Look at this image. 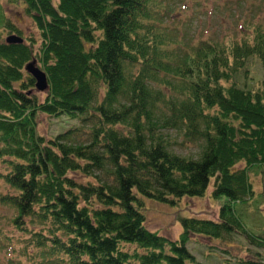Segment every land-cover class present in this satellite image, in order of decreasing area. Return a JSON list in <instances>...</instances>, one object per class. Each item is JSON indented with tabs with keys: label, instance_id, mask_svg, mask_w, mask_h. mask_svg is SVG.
<instances>
[{
	"label": "trees",
	"instance_id": "trees-1",
	"mask_svg": "<svg viewBox=\"0 0 264 264\" xmlns=\"http://www.w3.org/2000/svg\"><path fill=\"white\" fill-rule=\"evenodd\" d=\"M23 1L41 44L0 42V180L12 190L0 201L26 235L27 264H202L195 236L264 249V228L248 217L264 201L251 180L264 170V89L237 83L253 62L264 65V23H246L247 39L202 41L182 56L166 0ZM34 60L47 76L43 100L26 69ZM162 106L165 125L198 145V157L170 151ZM40 114L91 126L89 141L73 143L71 129L47 139ZM210 188L225 198L217 220L182 217L176 240L149 229L145 198L176 203ZM209 246L222 252L205 254L213 264H264V252L254 261L234 245Z\"/></svg>",
	"mask_w": 264,
	"mask_h": 264
},
{
	"label": "rangeland",
	"instance_id": "rangeland-1",
	"mask_svg": "<svg viewBox=\"0 0 264 264\" xmlns=\"http://www.w3.org/2000/svg\"><path fill=\"white\" fill-rule=\"evenodd\" d=\"M165 4L172 11V15H165V18L166 24L173 30L174 41L176 42L173 49H175L177 54L181 53L182 56L186 49H192L202 41L224 42L229 39L238 41L242 38L247 39L250 27L247 31L243 32L246 23L249 26H251L250 23H264V0H166ZM11 34L22 36L26 43H36V50L40 47V31L33 18L28 14L23 0H0V42L6 41V37ZM246 72H248V78H245ZM246 72H242L237 76V83L239 85H249L250 87L264 89V65L260 61L253 62L246 69ZM169 79L175 82L173 76H169ZM36 93L40 95L42 100L44 99L45 93L39 91H36ZM165 95L167 99L171 96L169 88H165ZM162 107L165 115L157 117L159 122L158 127L165 134L169 143H171L170 151L184 157H198L201 150L198 145L188 143L185 141L182 132H178L175 129H171V126L165 125V120H167L171 113L165 106ZM67 120V118L56 119L40 114L38 131L47 139H52L71 129L75 130V136L72 138L73 143H87L89 141L88 132L91 131V126H81L78 122H68ZM118 128L123 130L124 133L129 132V126H118ZM237 167L241 168L243 164L240 163ZM1 168L3 166L0 161ZM97 177L102 180L106 179L103 173H98ZM251 180L256 192L264 194V170L255 169L251 173ZM94 181L97 180L94 179ZM211 191L212 188L209 189L205 198L184 197L177 200L176 203H161L145 198L144 212L149 229L157 231L171 240H176L183 232L182 217L192 216L217 220L219 210L222 204L225 203V198L217 200L212 197ZM11 192L12 190L9 186L0 180V199L3 195ZM238 208L242 212H248L249 210L248 205ZM15 213L12 206L0 201V264H16V262L20 261L23 264H27V258L24 256L25 249L23 250L26 244V235L12 223ZM248 217L252 221L250 224L253 227L257 226L258 229L264 228V201L260 204L259 213L252 209ZM28 221V225L35 228L34 231H45V229H42L45 226L39 222L36 223V220L34 223L31 219H28ZM4 236L11 240L10 245L6 243ZM238 243L246 245L242 246ZM210 244H218L221 248L226 244L234 245L235 254L249 255V258L254 261L260 259L253 252H264L263 248H252L251 253L246 254L244 252L245 247L251 248V244L244 243L239 237L225 244L218 240L213 241L195 236L190 244V248L202 264H213L210 259L204 258V256H207L205 254L212 255L217 253L222 257V252L220 251H211L212 253H210L206 250V246L210 247ZM125 247L129 250L137 248L134 245H127ZM28 253L35 256L38 251L30 249ZM213 261L215 264H219L216 260L213 259Z\"/></svg>",
	"mask_w": 264,
	"mask_h": 264
},
{
	"label": "water",
	"instance_id": "water-1",
	"mask_svg": "<svg viewBox=\"0 0 264 264\" xmlns=\"http://www.w3.org/2000/svg\"><path fill=\"white\" fill-rule=\"evenodd\" d=\"M7 42L23 43L24 39L17 35H10L7 37ZM36 63H37L36 60L30 62L27 65L26 69L28 70V72H30L34 76L36 80V88L39 91L44 92L48 89L47 76H46V73L36 65Z\"/></svg>",
	"mask_w": 264,
	"mask_h": 264
}]
</instances>
